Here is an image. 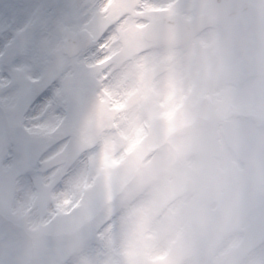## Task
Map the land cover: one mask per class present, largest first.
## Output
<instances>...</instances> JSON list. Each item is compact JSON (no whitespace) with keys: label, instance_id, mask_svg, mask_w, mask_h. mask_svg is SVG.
I'll use <instances>...</instances> for the list:
<instances>
[{"label":"clouds","instance_id":"1","mask_svg":"<svg viewBox=\"0 0 264 264\" xmlns=\"http://www.w3.org/2000/svg\"><path fill=\"white\" fill-rule=\"evenodd\" d=\"M46 35L51 102L0 132V264H264V0H90Z\"/></svg>","mask_w":264,"mask_h":264},{"label":"rangeland","instance_id":"2","mask_svg":"<svg viewBox=\"0 0 264 264\" xmlns=\"http://www.w3.org/2000/svg\"><path fill=\"white\" fill-rule=\"evenodd\" d=\"M72 1L59 0L56 3V0H0L3 5H0V17H2L0 26L4 30L0 47L5 44L3 49L5 51H1L4 53L2 57L0 56V105H4L8 116V110L12 106L23 105L26 109L36 107L34 103L36 94L33 91L36 84L29 80L30 73L27 71L29 65L26 59L20 58L19 54L31 50L39 36L41 46L47 47L46 31L54 22V18L62 12L71 14L70 23L74 21L77 13L82 14L80 7L73 10ZM25 38L27 39L23 42L22 39ZM5 72L12 74L11 81L6 82ZM48 83L50 81H44L38 86L43 88ZM3 130V119L0 115V132Z\"/></svg>","mask_w":264,"mask_h":264},{"label":"snow or ice","instance_id":"3","mask_svg":"<svg viewBox=\"0 0 264 264\" xmlns=\"http://www.w3.org/2000/svg\"><path fill=\"white\" fill-rule=\"evenodd\" d=\"M74 7H80V8H84L85 5L82 6H74ZM81 15L80 13H77L74 17V21L69 23H65L67 21H70V19H72L71 14L67 13V12H62L59 16L54 18V22H60L62 24H64V26L66 28L71 27L73 29H75L76 27L79 26L80 23V19H81ZM53 22V23H54ZM53 23H51L49 25V28L46 32H49L51 30V28L53 27ZM40 37V36H39ZM39 37L37 38L33 48L31 50L28 51H22L19 56L21 59H27L29 56L32 57H40L43 53V47L41 46L40 42H39ZM50 91H51V84H47V86L36 96V99L34 101V103H36L38 105V107H44L48 104H50V99H49V95H50Z\"/></svg>","mask_w":264,"mask_h":264}]
</instances>
